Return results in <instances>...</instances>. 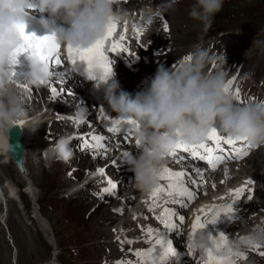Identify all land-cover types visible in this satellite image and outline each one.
<instances>
[{"label":"clouds","instance_id":"1","mask_svg":"<svg viewBox=\"0 0 264 264\" xmlns=\"http://www.w3.org/2000/svg\"><path fill=\"white\" fill-rule=\"evenodd\" d=\"M30 5L38 8L42 14L39 23L54 34L60 46L73 49L95 46L113 23L128 19V11L118 7L117 0H0V139L7 142L10 150V133L29 115L26 96L13 82L10 67L13 53L23 43L18 26L26 24V15L33 9ZM223 5L224 0H195L189 16L200 21L207 32ZM57 18L67 27L58 25ZM145 19L148 24L152 22L150 9L146 10ZM188 57L189 62L181 58L171 69L159 66L150 88L135 96L121 89L114 69L107 82L102 81V73H95L94 86L104 87L111 110L120 118L139 124L135 140L143 150L126 161L134 173L137 190L152 191L159 182L165 158L181 144H202L217 126L234 140L247 141L253 147L264 146V100L238 101L229 90L228 70L223 67L227 63L225 54L210 55L209 49L197 44ZM212 64L217 65L215 70H210ZM54 75L50 65L30 57L26 85H46ZM73 115L83 122L89 108L78 103ZM71 144L72 137L66 134L43 152L67 163L74 155ZM251 245L264 247V224H257L243 237L229 241L224 253L232 264H238L244 249Z\"/></svg>","mask_w":264,"mask_h":264},{"label":"rangeland","instance_id":"2","mask_svg":"<svg viewBox=\"0 0 264 264\" xmlns=\"http://www.w3.org/2000/svg\"><path fill=\"white\" fill-rule=\"evenodd\" d=\"M156 1L164 4L157 8L156 12H160L159 17L162 19L163 25L165 23L168 25V30L162 31L163 35H157L155 38L153 37V40L162 41L163 46H166L164 47L166 49L162 48L165 51H167V48L172 50L167 57H171L173 54H175L174 58L188 54L193 50L194 45L200 44L203 46L209 38H215L219 40L208 47H203L209 49L210 55H214L216 49L221 46L227 60V63L224 64L227 65V69L223 65L226 70H229L228 68L232 66L233 53L236 52L244 55V62L247 57H251V61L255 58L254 65L243 67L244 72L240 73V70L237 75L249 73V75L255 77L256 81H264V0H224L222 11L215 15L212 27L207 32L204 31L203 24L200 21L189 16L195 0H190L191 3H185L186 0H181L183 3H178L180 0H175L173 3L176 6L174 12L171 11L168 0ZM135 9L133 8L130 11ZM160 25L153 28L164 30V26ZM167 36L168 41L164 39ZM160 61H163V59H160ZM216 67L217 65H210V70H214ZM141 71L147 73L144 68H141ZM137 74L135 73L134 78ZM233 80L232 77L231 81ZM29 105L32 106L31 101ZM69 116H72V114L70 113ZM60 117L65 119L63 117H67V115H61ZM67 120H69L68 117L63 121ZM70 129L72 127H68V130ZM59 134L62 135L61 132L49 135L54 140ZM47 139L45 138V141ZM75 147H77L76 144ZM262 153H264V150ZM4 160L7 162L8 159ZM34 160L42 161L36 158ZM54 162H41L46 168V172L43 173L41 168L37 169L34 175L37 176L41 185L36 184V186L33 179L25 177V179H22L23 183L14 184L12 179L8 177L10 175L0 167V176L3 179V182L0 181V264H106V262L103 263L106 259L111 261L109 253L113 246L111 243L104 245V237L107 232L119 229V227L116 228L117 226L120 225L121 227L132 206L139 207L138 202H134L131 206L127 205L117 220L112 225H108L106 231L96 234L93 228L101 220L102 212L112 208L115 203L123 199L121 195H124L126 190L129 189L127 191L129 192L134 187L123 185L121 182L126 177L122 175L123 178H120L121 182L117 186L122 188L119 189L120 193L116 194L120 195L115 198L110 196H108L110 198L98 197L93 202H89L91 205L87 210L86 207H83L82 202L67 199L76 189L84 187L87 176H84L81 180L71 181L68 187L61 189L66 185L67 177L50 176L47 171L50 170ZM41 164L38 167H41ZM17 174L20 179L23 178V173L19 169ZM31 184L34 185L33 188L30 187ZM127 187L128 189H125ZM30 188L33 191L29 190ZM28 190L32 192L30 195L28 194L27 201L23 200L20 195L16 196L17 191L21 194L24 191L26 193ZM262 190L264 191V188ZM8 191H11V193L13 191L14 194L12 195ZM89 194L93 195L94 193L89 192ZM40 197H42V200ZM9 198H13L11 200L13 206L12 204L8 205ZM27 203H29V206ZM256 217L259 219L262 218V215L259 214ZM93 219H95L94 223ZM36 220H39L43 226H36ZM134 221H136V218ZM122 234L125 233L122 232ZM28 239H33V241L28 242ZM124 239V237L118 236L116 241L124 245L122 242ZM138 240H140L139 244L148 242V240L142 238H138ZM130 248L127 247L123 250L124 253H127ZM260 251L263 252L264 248ZM258 256L261 264L260 258H263V255L259 253Z\"/></svg>","mask_w":264,"mask_h":264},{"label":"bare ground","instance_id":"3","mask_svg":"<svg viewBox=\"0 0 264 264\" xmlns=\"http://www.w3.org/2000/svg\"><path fill=\"white\" fill-rule=\"evenodd\" d=\"M174 1L175 0H168V4H170L172 12H174L175 7H176L175 4H173ZM180 2L183 3V1L181 0L178 3ZM187 2L191 3L190 0L185 1V3ZM144 4H148L147 6H145V12L148 9L153 10L156 8H160L161 5H164L163 3L157 2L156 0L155 1L144 0ZM181 6H184V5H181ZM151 14L153 16V19L150 24L146 22L145 14L137 15L138 23L147 24L149 26H154V27L155 26L158 27L160 24H161L160 26H164L162 19H160L159 17V14H160L159 12H156L155 14L151 12ZM162 15L164 16V14ZM162 31H165V29L161 30L160 28L159 29L153 28V30L149 32L147 35L148 37L153 39V37L155 38V36L157 35H163ZM153 32H155V34H153ZM164 39L166 41L169 40L168 36L167 38H164ZM257 40H253V41H257ZM153 45L159 49L166 47V46H163V43L160 40L159 41L155 40ZM254 64H255V58H253L251 61V57H247L244 62V65H245L244 68H246L249 65L251 66ZM153 66H156V64L154 63ZM224 66L227 69V65H224ZM243 72L244 71L242 68L240 73H243ZM150 73H152L154 77L155 71L150 69ZM134 76L135 75H133L132 80H131L132 83L134 82ZM144 76L145 74L140 73L137 77V82L145 83L143 82V80L145 79ZM23 92L25 93V91ZM47 92H48L47 90L43 89L41 93L40 92H38L37 94L35 93L34 98L32 99L28 97L26 98L27 103H28V110H29L28 119L18 124V126L22 129L24 139H25L26 149H25V158H24V165H23L24 170L19 169V167L14 163L13 159L9 155V149L7 147V142L3 139H0V161H1L0 167L3 169V171H6V173L10 175L8 177L11 178L13 183L14 184L16 183V185L23 183L22 179H25V178L33 179V183L35 186L36 184L41 185L38 182L39 180L37 176L34 174H36L37 169H40V168L43 171V173H45L46 168L44 167L43 164H41L42 161L38 162L34 160V158L31 156L34 146L38 145V147H41L43 143L45 142V138H48L49 134H54L55 132L62 133V135L60 134L57 135L56 136L57 138L58 137L60 138L61 136L66 135V134L71 135V136L73 135L75 136V139L72 140V144H71L73 152H74L73 158L67 163L55 160V162L50 167V170H47V171L50 176L58 175V176L67 177L66 185H64L61 189L68 187L71 181L81 180L84 176H87L86 182L84 183V187L76 189L71 195H69L68 198L67 197L66 198L70 201L78 200L80 203L82 202L83 207H86L88 210L89 206L91 205V203H89L90 201L93 202L95 199H98V197L107 198L109 196V194L104 193L102 190L106 187H109V184H108L109 180H111L114 184L116 183L118 179L117 175L119 176V173L122 171V169L117 168V165L115 164V157L106 161V160H103L101 157L91 158L87 156V154H79L78 148H75V143H76L78 135L77 134L74 135V127L71 126L70 124L71 121L70 120L63 121V119L60 117L61 115L63 116L64 114L69 115V111L73 110V108L70 107L69 108L70 110L69 109L66 110L63 107V105L68 103V101L64 103L63 98L60 100H57L55 106H53V102L50 101L51 98L53 97L51 96L50 93L48 94ZM232 93L236 96V93L234 90ZM25 96H28V95L25 93ZM30 101L32 103L31 107L29 105ZM76 101L77 100L74 99L72 103L75 104ZM51 107L53 108L51 109ZM88 120H90L89 116H88ZM37 126H39L42 131L41 133L42 139L40 138L41 140L40 141L38 140V142L36 143L34 140V133L32 130H34ZM68 127H72V129L68 130ZM57 138L52 140L50 144L51 145L55 144L56 141L59 139ZM263 150L264 149L260 150L257 153L252 154L247 160L245 165L241 164L239 166L242 170L239 178H237L234 181H229L228 186L225 188L219 187L217 189H212L211 191L206 192L204 195H202V199L206 201V203L200 202L195 206V209L198 211H204L212 207L221 206L227 203L228 199H230L231 196L238 189L245 188L246 189L245 191L246 199H248L249 196H251V199H248L249 202L241 209L240 217H239V220L235 228V235L238 237H243L252 227L256 226L257 224H264V213H262L264 212V191L262 190L264 188V153H262ZM4 159H8L7 162ZM40 164H41V167H38ZM107 165L108 167L105 170L106 175L104 174L101 175L100 174L101 170H103L101 169V167L105 168V166ZM18 169L20 170L21 173H23L22 174L23 178L21 179L19 178L17 174ZM122 175L123 177L128 176V174L126 173ZM13 176H14V179H13ZM0 181L3 182V179L1 176H0ZM215 182L220 183L223 181L216 180ZM34 185L31 184L30 187L33 188ZM32 188H30L29 190H32ZM29 190L26 193H24L25 192L24 191L21 194L17 193L18 192L17 191L16 196L20 195L23 200L27 201L28 194L30 195V193L33 191L32 190L30 192ZM89 192H93L94 194L90 195ZM8 193H11V191L10 192L8 191ZM85 193H87L88 195H86ZM11 194L12 195L14 194L13 191ZM121 196H123L122 197L123 199H120L117 203H115L112 208L107 209L105 212H102L101 220L97 223V225H94V228L96 229L92 227L93 230L96 232V234H98L99 232L106 231L105 229H107L108 225H112L117 220V218L123 213L127 205L131 206V204H134V202H138L137 204H139L140 198L142 196V191L137 190L134 187L129 192H126L124 195H121ZM40 199L42 200V197H40ZM11 200H13V198H9L8 205L12 204L13 206V203L11 202ZM27 205L29 206V203H27ZM259 214L262 215V218L257 219L256 216ZM135 218H136V221H134ZM95 219H93V223L95 222ZM38 225H41L40 227L43 226L39 220H36V226ZM149 228L153 229V231L155 229L154 232L162 233L160 229L158 228L156 229L153 226L151 221L146 220L145 216L142 214L139 207L132 206L130 211H128L127 218L123 220L121 227H119V229H116V230H111V232L109 233L107 232V235L104 237V245H107V244L109 245L110 243H112L113 249L109 253V256L111 257V261H108L106 259L103 263L106 262V264H114V263L117 264L116 262H118L117 261L118 259H120L121 261L135 260L136 262L137 257H135L133 253L138 250L147 251L150 248L149 244L151 242L149 240V236L147 233V230ZM122 232L125 234H122ZM118 236L125 238L122 241L124 245H121L116 241V238ZM138 238L145 239L146 241L148 240V242H145L144 244H139L140 240H138ZM30 240L28 239V242L33 241V239H30ZM127 241H132V243H127ZM127 247H131V248L128 250L127 253H124L123 250H125ZM262 248L264 247L259 246L258 248L259 251H257V255H259V253H262L260 251ZM260 259H261V264H264V255H263V258H260Z\"/></svg>","mask_w":264,"mask_h":264},{"label":"snow or ice","instance_id":"4","mask_svg":"<svg viewBox=\"0 0 264 264\" xmlns=\"http://www.w3.org/2000/svg\"><path fill=\"white\" fill-rule=\"evenodd\" d=\"M31 8H35L34 5H30ZM164 29L168 30V25L164 24ZM126 25L121 26L120 24L113 23L103 40L97 42V44L88 49H73L68 46V57L71 63L76 66L80 74L86 77L90 81H95L97 79L95 73L100 71L102 73V81L107 82L113 76L112 61L110 56L115 54L119 56L123 53H128L129 49L125 47V33ZM18 32L20 33L21 39L23 41L22 45L16 49L13 53L12 65L10 67V72L13 77V82L19 83L14 79L16 72L14 71V66L18 64L19 57L24 54H30L31 57H37L40 61L50 66H60L62 64V59L60 55L61 46L57 42L54 34L46 35L44 37H38L37 35L29 34L27 32L26 24L18 26ZM138 34H142L140 30H137ZM188 61L191 57L187 58ZM234 81L229 82V89L231 88ZM22 87H27L26 84L20 83ZM51 94L56 97L59 95L70 94L68 90H64L61 93L57 87L51 89ZM236 97L240 103L239 90H237ZM102 111H105L101 108ZM103 119L108 122L109 132H119L123 128L126 135H130V129L139 128V124L134 120H124L122 118H115L109 120V116L105 115ZM74 123L79 124L80 121H74ZM208 144H200L198 146L189 147L188 145L181 144L178 149H181L185 153H190L193 158H198L202 161H206L207 164L211 165L212 169L217 168L218 163L224 162L226 158L224 145L229 146V155L233 158H243L248 151V147L237 146L238 140H234L229 136H224L221 134L220 130L214 129L209 135ZM88 141L94 143L89 144ZM104 138L100 136H92L86 140H82L85 146H90L94 150L97 148H105L106 145L103 143ZM241 144L246 143V141L240 140ZM138 148L142 145L139 141H136ZM79 147V145L77 146ZM171 156L177 159H182L178 157L177 153H171ZM133 157L128 151L123 153L122 158L126 161ZM200 169H196L197 173H200ZM101 175H103V170H101ZM187 174L184 172H176L171 169H165L163 174L160 176L162 181H166V184L156 188L152 192V207L150 211H155L157 207H160V201L163 196L171 197V203H180L183 206L184 199L191 201L195 198V194L190 190L188 183L186 182ZM192 184H196L195 179H191ZM109 187L104 188L102 191L106 194L112 193L116 185L109 180ZM245 188L238 189L234 196L237 200L241 199L245 193ZM180 198V199H177ZM248 199H251L249 196ZM234 209L233 206H228L227 208L214 209L210 217L201 218L196 217L195 223L192 226V239L190 242L189 252L193 256L194 264H232L231 259L225 255L224 249L228 245V235L224 233H219L217 236H206L203 231L208 225H215L222 216H227L229 219L233 218ZM160 223L164 226L165 232L158 233L154 232L153 229L149 228L147 230L149 240L152 243L147 251L138 250L133 254L137 257L135 264H179L178 257L181 255H187L188 253H178L176 249L172 246L171 239L167 236V230H176L177 224H183L185 217L183 215H178L170 207H164L162 210V215L157 217ZM132 243V241H128ZM255 249L259 248V245H253ZM200 248L199 258L196 259V249ZM264 255V252L260 253ZM242 258H245L242 256ZM117 264H133L132 261H118Z\"/></svg>","mask_w":264,"mask_h":264},{"label":"water","instance_id":"5","mask_svg":"<svg viewBox=\"0 0 264 264\" xmlns=\"http://www.w3.org/2000/svg\"><path fill=\"white\" fill-rule=\"evenodd\" d=\"M10 144L13 148V150H10L11 157L22 169L25 151V140L23 132L19 127H15L10 133Z\"/></svg>","mask_w":264,"mask_h":264}]
</instances>
